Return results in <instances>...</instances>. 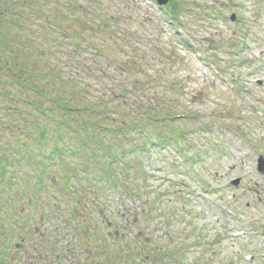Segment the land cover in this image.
Returning <instances> with one entry per match:
<instances>
[{
	"label": "rangeland",
	"instance_id": "374dc122",
	"mask_svg": "<svg viewBox=\"0 0 264 264\" xmlns=\"http://www.w3.org/2000/svg\"><path fill=\"white\" fill-rule=\"evenodd\" d=\"M55 1L57 2V0H50L51 4H47L43 0H38L36 6L39 8L37 11L41 13L37 16H44V9L51 16L56 14L55 11H59L58 17L56 16L59 30L56 29V32H53L52 40L62 39L66 46L77 41L103 54L97 58L99 62L94 60L99 65V71L106 70L107 82L101 77L91 76L93 79L90 83L93 88L96 90H101L105 86L115 88L117 85L109 79L120 78L121 74V80L122 78L126 80L123 72L127 68L130 72L126 80L128 83L132 84L137 80L149 83L148 88L140 90L142 96L161 92L162 113L169 110L172 112L168 114L193 116V118L181 119L178 126L188 130L186 148L197 158L194 166L186 169L181 155H175L172 148L167 147L163 151L155 150L147 156H142V165L133 163L131 168L133 171H127L122 167L115 169L120 183L136 192L129 193L127 196L129 200L126 203L133 210L137 206L141 207V212L145 213H148L150 207L152 209L155 206L153 211L155 215L157 213V220L155 218L153 221L156 220L157 226L161 227L158 231L159 236H164L165 228H183L177 241L186 247H188L187 242L195 238L193 236L188 240L185 235L186 231H189V227H186L188 211L196 210L193 212V215H198L195 223V227L198 228L196 236L200 234L207 242L214 240L215 243L212 245L214 249L208 250V253L203 247L201 249L192 246L188 253L180 254L187 264H195V261L201 259L208 264H253L244 260V252L254 254V263L264 264V238L257 235L251 236L248 233L243 237L235 238L231 235V230L227 229L228 227L223 228L221 223L215 224L216 218L214 221L211 219L213 213L223 210V204H226L223 200L222 204L219 203L222 207L218 206L217 202L213 201L216 200L214 198L227 197L228 200L236 191L238 200L235 201V208L238 207V212L253 217L260 216L264 220V176L255 170L258 155H264V4L259 3L258 0H177L183 6H189V10L182 11V24L177 28L160 19L162 12L152 4V0H80V3L66 0V5H55ZM82 2L91 9L97 8L101 17L108 11L116 15V20L113 21L115 26L138 32L133 37V45L128 46L122 41V37L115 38L110 32L102 34L93 18L81 14L78 8L76 9ZM233 12L240 17L237 23L230 20ZM145 14L150 16L148 23L143 22ZM41 21L44 20L41 19ZM60 30L70 32L71 35L68 38L61 37ZM180 35L185 36L191 44L190 48L184 46L185 43L181 42ZM242 41L246 43L242 50L240 47H235L236 51L240 52L241 58L226 51L227 44ZM79 48L82 49V45H79ZM199 49L216 63L223 78L210 76L213 70L199 61L201 57L198 53ZM160 51H165V55H157ZM84 55L90 57V50H86ZM183 56L186 58L184 59ZM57 57L56 53H52L51 58L60 60ZM234 60L239 64L234 65ZM67 62L70 60L65 59L66 67ZM225 78L235 80V85L240 90L247 91V96L243 95L242 98L234 96L227 89L229 86L224 82ZM157 80L174 81L182 91L171 93L167 90V93L164 89H158L161 85H157ZM258 80H262V84H259ZM133 90L132 94L138 98V92L135 93ZM246 103H250L252 107L243 105ZM218 112L221 114L220 117ZM253 112H258L259 118L255 117ZM207 122L208 125H206ZM229 123L232 126H235L234 124L239 126L238 130L245 134L246 142L234 136L237 130H227L226 125ZM164 133L167 135L168 130L164 129ZM126 141L130 142L131 139L126 137ZM128 159L140 163L134 159V156L127 155L125 160ZM176 159L182 162L181 166L173 165ZM123 164L124 162H121V165ZM134 166L141 167L134 168ZM137 171L140 174L144 171V174L140 175ZM235 176H246V178H243L241 185L237 188H225L228 178ZM17 179L20 183L0 186V257L8 258L9 261L11 259V264L12 262L47 264L39 260L37 251L32 250L35 246L41 248L44 238L53 241L58 235L61 236L58 233L52 234L50 231L56 225H60L57 219L65 220L64 216L69 214L78 222L93 224L90 231L93 233L82 234L78 241L76 255L79 254L80 261L83 262L85 257L91 260L93 253L104 255L106 247L101 245L99 240V236H103L104 226L97 212L102 204L106 206L105 200H99L101 204L98 208L91 207L83 214L79 200L82 198L83 207L88 201L91 202L90 198L93 197L91 190L83 195L82 189L75 186L78 191L72 196L66 191L63 193L61 187L47 185L43 195L48 196L56 192L61 194L66 202L65 210H62L63 216L59 218L62 211L59 213L55 211V208L47 203V197L40 198V209L30 207L24 211L23 206L29 205L28 198H34L39 188L29 182L26 177ZM28 182L29 185H27ZM191 185L197 186L195 193L190 191ZM242 189H247L246 194H241ZM146 195H150L151 203L150 201L145 203ZM256 196L262 201H253L257 198ZM68 200L73 203H69ZM248 202L251 206L246 207ZM121 203L119 200H114L113 209L119 211L118 205ZM76 205L79 208L78 212H75ZM45 210L51 218L46 221L50 230L43 236V225L38 220L41 211ZM234 221H236L234 224L237 223L236 228L242 227L239 219ZM96 223L98 226L94 225ZM230 224L234 226L233 223ZM151 226H156V222ZM5 231L7 232L4 236ZM218 235L221 236L219 241H217ZM24 237H27L26 247L13 260L14 244ZM61 243L66 245L67 241L63 239ZM47 250L51 254L56 251L51 248ZM187 258H191L192 262ZM65 261L63 264H69L67 260Z\"/></svg>",
	"mask_w": 264,
	"mask_h": 264
},
{
	"label": "trees",
	"instance_id": "16d2710c",
	"mask_svg": "<svg viewBox=\"0 0 264 264\" xmlns=\"http://www.w3.org/2000/svg\"><path fill=\"white\" fill-rule=\"evenodd\" d=\"M43 1L51 4L50 0ZM172 1V19L181 23L183 9ZM37 2L0 0V147H4L0 150V178L11 171L9 179H17L16 174L27 163L30 178L48 180L54 174L51 158L59 152L70 158L78 149L89 152L105 146L111 155L120 157L122 135L133 136L147 146L146 132L160 122L155 113L158 105L161 108V93L142 96L140 90L148 88L149 83H128L127 68L123 72L126 80H121V74L120 78H108L117 85L115 88H93L92 77L107 82L106 70L99 71L95 62L102 52L77 41L66 46L62 39L52 40L53 32L59 30V11L51 16L44 9V16H37L41 15ZM54 4L66 5L67 1L57 0ZM81 4L76 9L100 22L102 34L110 32L126 42L130 32L114 25L116 15L108 11L101 17L97 8ZM61 31V37L71 35ZM86 50H90V57L84 55ZM52 53L60 60L51 58ZM65 59L70 60L67 67ZM132 90L138 92V98ZM160 139L165 142L164 136ZM119 167L115 165V169ZM64 176L70 179L67 173Z\"/></svg>",
	"mask_w": 264,
	"mask_h": 264
},
{
	"label": "flooded vegetation",
	"instance_id": "af4514ba",
	"mask_svg": "<svg viewBox=\"0 0 264 264\" xmlns=\"http://www.w3.org/2000/svg\"><path fill=\"white\" fill-rule=\"evenodd\" d=\"M41 183L43 186V188L41 190L44 191L45 187L47 185H49L50 181L49 180H43V181H41ZM62 189L64 190L63 186H62ZM42 197H47V203L51 204L55 208L54 209L55 211L61 210L62 208H65V206H66L64 199L62 198L61 194H52V195H48V196L41 194V195L34 196V198H28L29 205H25L23 207V210H28L30 207H35L36 209H40L39 200H41L40 198H42ZM79 206H80V209H82L84 211V212H81L83 214H85L91 208V205L88 203H86V205L84 207L82 205H79ZM102 207H105V210H104L105 220L103 221V219H102L101 224H103V222H104L108 226L106 228H103L106 230L108 235H107V239H105V243H102L101 245H104L106 247V250H105L104 255L100 254V253L99 254L93 253L92 259L86 260L88 262V264H113V261H114V243H113V237H112L113 236V224H114L113 223L114 210H113L112 204H109L108 202H107L106 206H104L102 204ZM122 214L125 216V218L123 220V229L126 232H128L130 229V223H131L129 211L125 210L122 212ZM40 216H41L40 218L43 219V221L40 224L43 225L42 235L44 236V235L48 234V231H49V227L47 226L46 221L50 215L48 214L47 210H45V211H41ZM86 229L89 230L90 227L87 226V227H85V230ZM124 234L125 233H122V235H124ZM186 236L188 237V240L192 239V237H193L192 232L187 230ZM193 240L194 239H192L191 242H187L188 247H185V250H186L185 253H188V251L190 250L189 248H192ZM189 244L191 246H189ZM41 246H42L41 248H40V246H38V247L35 246L32 251H34V252L37 251L39 254L38 255L39 260L45 261V262H47V264H63L64 262H66L65 260H67L69 262V264H80L79 260H77V258H76L75 250H69L65 253L59 251V254L56 255V257H55L54 251H53V254H51L50 251L47 250L49 248L47 243H43ZM180 250L184 251V249H180ZM125 251H126V254L129 253L128 248H125ZM99 255L102 256V260H99L97 258ZM203 255H204V253L202 254V256ZM61 256H63V259L65 257V260H62ZM78 257H79V254H78ZM27 259H28V256H27ZM180 260H181V264L184 263V261H186L182 258H180ZM187 260H191V262H192L191 258H189V259L187 258ZM31 261H32V258H31ZM36 262H38V260ZM123 262L125 264L128 263L127 260H125ZM196 263L197 264H208V263H204L203 259L197 261ZM36 264H38V263H36Z\"/></svg>",
	"mask_w": 264,
	"mask_h": 264
},
{
	"label": "water",
	"instance_id": "95a60500",
	"mask_svg": "<svg viewBox=\"0 0 264 264\" xmlns=\"http://www.w3.org/2000/svg\"><path fill=\"white\" fill-rule=\"evenodd\" d=\"M160 1V3H166L168 0H159Z\"/></svg>",
	"mask_w": 264,
	"mask_h": 264
}]
</instances>
